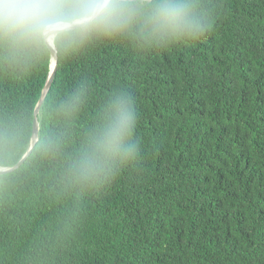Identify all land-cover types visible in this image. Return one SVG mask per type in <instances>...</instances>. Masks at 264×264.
Segmentation results:
<instances>
[{
  "label": "trees",
  "instance_id": "trees-1",
  "mask_svg": "<svg viewBox=\"0 0 264 264\" xmlns=\"http://www.w3.org/2000/svg\"><path fill=\"white\" fill-rule=\"evenodd\" d=\"M196 43L96 41L58 54L31 155L0 175V264H264V0H201ZM51 51L0 50V168L31 144ZM137 101V160L81 189L66 159L110 95ZM75 118L59 105L75 90ZM62 147L54 150L50 140Z\"/></svg>",
  "mask_w": 264,
  "mask_h": 264
},
{
  "label": "clouds",
  "instance_id": "clouds-1",
  "mask_svg": "<svg viewBox=\"0 0 264 264\" xmlns=\"http://www.w3.org/2000/svg\"><path fill=\"white\" fill-rule=\"evenodd\" d=\"M211 28L201 0H0V50L13 58L42 53L51 42L65 55L96 41L131 40L146 48L196 43ZM83 103L81 89L60 105L75 118ZM137 101L119 89L101 107L96 122L66 159L65 177L81 189L109 184L139 155ZM49 146L59 150V140Z\"/></svg>",
  "mask_w": 264,
  "mask_h": 264
},
{
  "label": "water",
  "instance_id": "water-1",
  "mask_svg": "<svg viewBox=\"0 0 264 264\" xmlns=\"http://www.w3.org/2000/svg\"><path fill=\"white\" fill-rule=\"evenodd\" d=\"M51 51V57H52V63H51V72L48 78V81L43 89V92L41 94V97L36 105V108L34 110V121H33V131H32V137H31V144L26 152V154L22 157V159L14 166L9 168H0V175L8 174L11 172H14L17 170L24 162L27 160V158L31 155L33 147L35 143L38 141V134H39V123H38V115L40 113L41 107L51 89L54 77L56 75V68H57V62H58V54L56 48H53L51 45L48 46Z\"/></svg>",
  "mask_w": 264,
  "mask_h": 264
},
{
  "label": "bare ground",
  "instance_id": "bare-ground-1",
  "mask_svg": "<svg viewBox=\"0 0 264 264\" xmlns=\"http://www.w3.org/2000/svg\"><path fill=\"white\" fill-rule=\"evenodd\" d=\"M53 48H55V46H54V41L53 42H51V44H50Z\"/></svg>",
  "mask_w": 264,
  "mask_h": 264
}]
</instances>
